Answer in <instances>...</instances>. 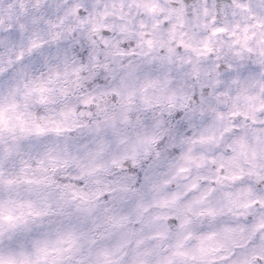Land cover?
I'll return each instance as SVG.
<instances>
[{"label":"clouds","instance_id":"clouds-1","mask_svg":"<svg viewBox=\"0 0 264 264\" xmlns=\"http://www.w3.org/2000/svg\"><path fill=\"white\" fill-rule=\"evenodd\" d=\"M0 264H264V0H0Z\"/></svg>","mask_w":264,"mask_h":264}]
</instances>
